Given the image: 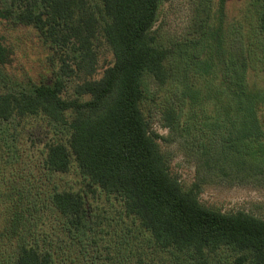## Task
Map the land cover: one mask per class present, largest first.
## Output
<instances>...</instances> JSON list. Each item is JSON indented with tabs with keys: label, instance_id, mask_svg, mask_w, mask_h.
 Instances as JSON below:
<instances>
[{
	"label": "trees",
	"instance_id": "obj_1",
	"mask_svg": "<svg viewBox=\"0 0 264 264\" xmlns=\"http://www.w3.org/2000/svg\"><path fill=\"white\" fill-rule=\"evenodd\" d=\"M164 1L167 0H21L14 14L16 22L36 28L51 49H73L75 69L84 70L88 76L95 72L96 49L102 40L113 60L100 77L76 83V97L63 96L65 82L58 74L31 91L0 89V120L43 114L47 120L67 128L64 139L47 145L44 157L48 173L73 168L81 183L80 188H54L48 195L50 206L59 212L58 222L65 237L82 241L91 236L92 243L97 242L93 235L96 215L86 195L99 191L119 201L120 208L113 213L111 223L125 233L121 242L124 245L129 234L125 225L135 226L144 246L163 252H186L196 262L223 249L232 254L236 264H264V219L246 211L227 214L213 210L199 201L197 185L183 189L168 168L157 141L159 135L151 129L144 113L146 77L161 85L169 78L165 64L168 52L153 29ZM224 1L218 2L217 15L223 14ZM250 5L254 16H249ZM8 12L12 14L10 9ZM222 19L220 16L219 25L210 26L208 33L200 36L195 61L198 69H193V76L201 78L200 82L206 80L210 90L208 76L214 73L216 83L221 62L225 68L231 63L241 67L238 72H229L232 81L218 87L211 103L203 109L206 85L194 87L186 82L180 104L196 109L199 102L200 129L220 126V121L226 120L238 134L251 130L264 136V91H257L259 83L254 80L255 74H264V0L248 2L243 14L246 29L238 53L224 45ZM6 51L8 48H0L2 61ZM65 62L63 59L62 67L75 72ZM241 112L247 115L240 116ZM181 114L178 108L174 112L169 109L166 126H173ZM7 212L14 214L12 199ZM34 240L13 251L11 264H58L59 258L65 262L72 253L68 246H60V252H55L54 236L47 231H39ZM84 244L80 251L86 253ZM143 263L139 259L138 264Z\"/></svg>",
	"mask_w": 264,
	"mask_h": 264
},
{
	"label": "rangeland",
	"instance_id": "obj_2",
	"mask_svg": "<svg viewBox=\"0 0 264 264\" xmlns=\"http://www.w3.org/2000/svg\"><path fill=\"white\" fill-rule=\"evenodd\" d=\"M91 1L99 3V0ZM219 1L167 0L161 4L153 29L168 52L165 64L169 78L161 85L146 77L147 98L143 110L151 129L159 135L157 141L168 168L183 189L197 185L199 201L213 210L227 214L246 211L264 219V136L251 130L238 134L237 128L226 120H221L220 126L199 128V112L211 103L218 87L223 88L232 81L229 72H238L241 67L231 63L225 68L221 62L216 83L214 73L208 76L210 90L206 80L200 82L201 78L193 76V69H198L195 61L199 38L208 33L210 26L219 25L220 16L224 22L222 40L225 47L238 53L241 46L242 32L246 29L243 14L249 0H225L223 14L217 15ZM20 2L0 0V16L8 17H0V48H8L6 59H0L1 91H31L58 74L65 82L63 96L76 97V83L84 78L100 77L104 67L113 60L111 50L104 40L98 42L97 68L88 76L84 70L75 69L73 49H51L36 28L16 22L14 14ZM250 8L249 16H254L253 5ZM9 9L12 14H8ZM65 53H69L68 56ZM63 59L75 72L67 66L62 67ZM247 75L251 76V72ZM254 80L259 83L257 91H264V74H255ZM186 82L194 87L206 85L201 110L199 102L196 109L180 104ZM225 97L229 100L227 95ZM177 108L182 114L173 126L167 127L166 113ZM209 108L211 112L212 107ZM67 113L70 117V112ZM246 115V112L240 113V116ZM232 117L236 119L237 115ZM67 133L65 126L47 120L43 114L14 115L0 120V264H11L13 251L22 243L35 241L39 231L53 234L55 252H60V246L71 248L66 264H138L139 259L143 264H236L232 254L223 249L211 252L203 262H196L186 252H163L144 246V239L135 226L125 225L129 234L126 245L122 244L125 233L111 223L113 213L120 208L119 201L99 191L86 195L96 215L93 216L97 222L93 224V235L97 242L92 243L91 236L83 237L82 241L65 237L58 222L59 212L50 206L48 195L54 188H80L81 183L73 168L62 173H48L44 157L47 145L64 139ZM11 199L13 215L7 212ZM82 242L86 245V253L80 251ZM138 251H142L141 254ZM65 262L59 258L58 264Z\"/></svg>",
	"mask_w": 264,
	"mask_h": 264
}]
</instances>
